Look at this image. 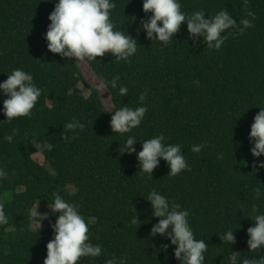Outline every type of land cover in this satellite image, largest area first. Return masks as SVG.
Instances as JSON below:
<instances>
[{
	"label": "trees",
	"instance_id": "trees-1",
	"mask_svg": "<svg viewBox=\"0 0 264 264\" xmlns=\"http://www.w3.org/2000/svg\"><path fill=\"white\" fill-rule=\"evenodd\" d=\"M114 2L111 20L116 30L137 39L136 54L128 62L110 53L84 61L99 81L120 77L117 88L106 86L112 111L147 107L141 125L124 136L111 131L112 113L77 63L47 49L43 37L54 3L0 0V82L19 68L30 72L42 90L29 116L9 122L0 112V167L8 174L0 182V204L9 221L0 225V264H43L57 216H35L34 222L32 210L36 204L51 206L53 193L79 207L89 222L90 242L103 249L101 256L81 257L78 264H106L109 259L180 264L175 246L158 251L170 242L150 235L159 219L151 216L146 200L153 189L189 211L195 238L208 244L204 264H229L232 252H239L238 264L264 257V248L249 250L247 245L253 208L264 213V197L257 200L254 192H264V168L254 164L248 139L254 116L264 108V0H248L247 5L244 0H179L189 15L204 11L212 16L223 9L236 20L218 51L208 49L202 38L190 39L186 23L166 46L148 40L140 30L141 20L151 15L142 10L143 0ZM244 19L252 27L241 32ZM120 86L128 89L126 95L119 93ZM4 99L0 97V108ZM74 121L83 130L65 132ZM160 134L165 143L182 145L188 170L167 175L169 168L161 160L152 178L139 171L135 154L120 153L129 135L140 151L144 140ZM200 144L205 147L193 152ZM35 155L42 156L43 165ZM135 216L139 228L130 224ZM39 221L43 228L33 230ZM228 230H234V244L222 239Z\"/></svg>",
	"mask_w": 264,
	"mask_h": 264
},
{
	"label": "clouds",
	"instance_id": "clouds-1",
	"mask_svg": "<svg viewBox=\"0 0 264 264\" xmlns=\"http://www.w3.org/2000/svg\"><path fill=\"white\" fill-rule=\"evenodd\" d=\"M54 3V9L49 14L50 24L44 34L47 49L53 54H59L62 58L75 61H96L97 57H104L110 53L117 61L128 62L130 57L137 52V39L129 33L116 30V25L111 20V12L116 8L114 0H49ZM247 5L248 0H244ZM142 10L151 13L147 19L141 20L140 30L146 34L148 40H155L167 45L174 40L182 24L186 23L189 38L194 42L202 38L206 47L218 51L227 38L224 33L236 27V20L226 10H220L215 15L208 16L204 11H195L190 15L181 10L179 0H143ZM253 16L252 12H247ZM243 28L252 27L248 19L240 21ZM119 76H114L111 81L101 78L98 87L105 88L110 85L117 88ZM128 89L120 86L119 93L126 95ZM42 90L34 83L33 75L23 69H14L7 79L0 82V97L3 107L0 112L11 122L14 118L25 117L31 114L37 105ZM68 95H72L69 89ZM144 94L140 96L143 101ZM148 111L146 106L135 109L122 106L111 111L110 129L121 136L131 133L139 127ZM84 125L79 121L67 123L65 132L83 130ZM67 135L64 139L71 140ZM250 153L254 158V164L264 168V108H260L253 118L248 136ZM138 141L129 135L120 153L135 154L139 171L153 178V172L163 160L166 162L169 172L167 175L177 176L189 166L179 143H165V136L160 134L142 143V150L137 151L134 145ZM45 147L51 150L52 145ZM205 147L204 144L194 145L192 151L199 153ZM222 158V157H221ZM7 171L0 167V182L7 179ZM257 200L264 197L260 188L254 189ZM53 203L49 207L51 213L57 216L55 223L51 224L53 238L46 245V258L43 264H78L81 257H99L103 249L99 244L90 242L89 222L80 213L75 203H69L60 194L53 193ZM150 203L151 216L159 218L150 229V235L164 237L170 243L162 244L158 251L167 252L170 246H175L173 255L180 264H204L205 252L208 244L205 240L196 239L194 231L189 223V211L182 210L181 205L169 201V199L153 189L146 199ZM253 226L247 229V245L249 250L264 248V213L258 208H253ZM58 214V215H57ZM36 221L35 215L32 217ZM138 216L133 217L131 225L140 226ZM8 216L4 206L0 204V225L8 224ZM39 228L41 227V221ZM221 239V237H220ZM222 239L230 244L235 243L234 230H228L222 234ZM239 252H232L229 256V264H238ZM106 264H117L116 259H109ZM119 264H126L121 260ZM243 264H264V257L260 259H244Z\"/></svg>",
	"mask_w": 264,
	"mask_h": 264
},
{
	"label": "rangeland",
	"instance_id": "rangeland-1",
	"mask_svg": "<svg viewBox=\"0 0 264 264\" xmlns=\"http://www.w3.org/2000/svg\"><path fill=\"white\" fill-rule=\"evenodd\" d=\"M75 61L74 58L70 59ZM81 71V74L83 76V79L85 80V82L90 85L99 95L100 98L102 100L104 109L106 110V112H111L113 109V104L111 101V96L110 93L108 91V89L105 88H99V80L97 79V77L95 76L94 72L91 70V68L89 67V65L86 63V61H80L77 60L75 61ZM80 89L85 93V95L88 94V91L83 87V85H80ZM34 160L37 161L39 164L43 165V158L40 155H35ZM71 191H73V189L70 187L69 188ZM36 208H34L32 210V214L35 215L36 217H43V216H52L53 214L51 213L50 210V206L49 207H39L38 204L35 205ZM43 228V225L41 224V227L39 228V223H35L32 225V229L33 230H39Z\"/></svg>",
	"mask_w": 264,
	"mask_h": 264
}]
</instances>
